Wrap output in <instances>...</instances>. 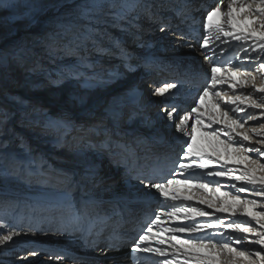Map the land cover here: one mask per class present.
<instances>
[{
	"label": "bare ground",
	"instance_id": "bare-ground-1",
	"mask_svg": "<svg viewBox=\"0 0 264 264\" xmlns=\"http://www.w3.org/2000/svg\"><path fill=\"white\" fill-rule=\"evenodd\" d=\"M30 1L34 10L22 12L23 5L20 3L24 2V0H0V83L3 86L10 84L11 79L8 71L12 65L14 66L15 64L17 66V64H20L21 67L25 69L23 73L25 74L24 79L26 80L22 82V79H17L15 85H17L19 89L13 90L10 97L11 100L16 99L20 102L25 101V98H30L22 95L24 90H42V86L50 83L48 79L51 69L54 68L61 72L63 69L65 70V68L72 66L68 65L69 62L75 61L73 66L77 64L78 56L74 54L69 57L63 54L60 56L62 61L53 63L47 62L48 58H45L46 56L44 55L45 61L41 62L40 60L42 57L39 50L46 44L44 41L46 40L45 42H47L51 34L60 32L61 29L63 30L61 27L62 25L68 26L76 22L75 17L78 12V5L86 2V0ZM158 2L163 5L166 4L165 0H159ZM216 2L217 0H177L176 5L173 8L171 7L170 14L167 15L168 12L165 10H159L161 12V17H164L167 30L165 32H156V34H151L150 36H147L145 32L141 33V31L152 29L149 26L157 17L154 11L148 13V23L141 22L138 24L137 28L122 23L123 26L127 25L131 33H134L137 37L136 42H134L135 44L130 42L119 47V50L116 47L112 48L110 50L111 52L105 51L101 53L95 51L92 58H89V63L92 64L93 67L84 69L88 70L92 76L88 77L85 75L84 80H71V82L65 86V88L69 86V89H72L70 93L74 97L83 93L100 92L96 98L97 100H95L93 104L94 106L86 112H81L80 114L73 113L74 115L70 116L68 120H65V124L62 126L58 124L59 122H53V127L51 126L52 128L50 130L45 131L48 134L47 139L50 140L52 147H56L57 152H63L66 156L65 160L69 159L72 154L79 150H81V153L78 156L77 162H70L72 168L68 169L69 172L66 169L61 171L51 169L44 172L46 178L41 177L32 179V176L35 175L44 176L43 167H37L33 172H30L28 167V173L25 175V179H17L11 175H7L4 179L0 178V183L5 181L6 185H13L12 189H9V191L2 190L3 192H12L15 195L18 194L22 196L20 200L10 198L6 203L4 202L7 199L0 197V235L6 234L9 231L20 233L19 236L14 238V242H9L5 246H0V264L101 263L102 261L92 255V252H95V255L99 256V258L103 260L106 259V264H121L115 262V258L118 259V255H120L121 252H128L130 250L129 244L132 241L131 234L133 233L136 236L141 231L145 221H147L155 211L159 210L161 206L159 194L156 193L154 189H145L137 177L142 178L151 176L155 171L159 170V166H157L158 163L164 164V168H162L164 172L167 169H172L174 166L172 162L178 159V152L183 146L182 140L186 138H180V141H178L179 147L177 146L178 150L176 151L168 145H161L155 141L147 142L137 137L118 136V134L114 133L115 129L114 132L106 136H100L103 133L100 131L108 129L106 131L109 132L113 123L114 126L118 127L119 123L123 122V120L135 118L131 119L129 124L126 125L127 131L138 132L145 136L159 135L169 136L170 138H174L171 133L175 137L179 135L168 126L166 118H163L161 108L171 104H175L179 107L180 104L178 102L183 100L185 102L184 106L187 109V106L194 102L198 92L202 91L205 86L204 73L208 69V64L201 55L199 45L202 42L203 36L206 34L203 29L205 11L214 6ZM226 2L227 0H225V3ZM148 3L150 4V2ZM184 4L189 5L187 16L178 15L177 11ZM196 7L198 9H196ZM192 11L195 13L191 14ZM196 11L204 13H198L197 15ZM139 13L140 11H138V15L136 14V16H140ZM170 19H172V23ZM175 21L179 24H173ZM154 25L155 23L151 26ZM173 27L174 29H172ZM240 43L241 42L233 41L230 38H228L227 44H221L220 41H217L216 44L219 45V47L216 48L217 58L225 62L231 60L233 63L238 65L242 64L243 67L246 68L253 67V65L242 60L244 53L238 46ZM251 43L252 41H249V44ZM189 44L194 45V47H188ZM249 44H245L244 47L248 48L249 52H251ZM39 45H41L40 48L38 47ZM100 46L103 47L102 45ZM213 47H215V45H213ZM144 49H146L144 54L139 55V52ZM221 49H223L222 55ZM36 50H38L37 53H34ZM46 50H55V53L60 52L56 47L50 48L49 45L46 47L45 51ZM121 50L127 52L129 56L126 58L123 57L121 55ZM167 51L170 53V56L166 54ZM27 52L31 53L28 60L23 58ZM56 55L58 54L56 53ZM56 57L55 59H57ZM161 57V60L158 59ZM238 57H240V59H238ZM30 58L33 60H30ZM152 58L155 59L152 60ZM36 61L38 62L37 64L35 63ZM144 65H147L148 68H153L156 74L151 71L148 72V76H143V81H145V83L142 87L144 88L134 91L137 95H140L137 101L133 97V100L136 101L135 104H133V100H124L117 104L114 100L112 102V99L116 96L115 91L110 90L113 88V85L118 81H128V84H123L120 88L123 87L126 90L131 87H137L139 81L136 79L133 81L131 80L133 77L137 79L140 78L143 72L139 73V71L144 70L142 68ZM133 67L136 69H133ZM15 68L17 69V67ZM164 69L165 72H163ZM177 74L178 79L175 81L172 78L173 75ZM85 79H87V83H85ZM163 79H167L168 82H175L179 85L177 89L172 90L175 95L166 98L152 95V86L155 85L153 86V88H155L160 85ZM43 80L44 82H42ZM86 84L89 85L87 89L85 88ZM221 88L226 89L227 86H217L216 90H221ZM50 89H53V87L45 86L43 90L50 91ZM56 90L57 93L59 91L62 95L64 87L56 88ZM229 94H232L230 90ZM150 100H153V102L147 103ZM35 101L40 102L38 99ZM35 101L33 103L37 104L38 102L36 103ZM105 101H107L109 105L116 104V106L110 105L108 111L111 113H107L110 116L100 115L101 109L99 107H101ZM10 104L9 102L6 106L0 102V109L3 110V108H5L10 110L9 112L12 115L10 118L11 120L25 117L26 112L21 111L19 113L15 111L16 109H30L26 106L22 107L23 105L20 104L15 108V106L12 107ZM41 105L44 107L38 108L45 109V106H47L45 103ZM31 106L33 107L32 113H37L38 108L33 105H30V107ZM96 107L98 108L94 111ZM179 108L181 110L184 109V107ZM115 109L118 110L112 113ZM92 110L94 112H91ZM139 115H145V118H154L155 120L153 119L149 123L145 121L142 122L137 120ZM2 116L3 115L0 114V120ZM116 116L119 120L113 121L112 119L116 118ZM156 116L160 117L155 118ZM33 119L36 120L35 118ZM194 119L195 114L193 115V119L190 120V124L194 122ZM101 122L104 123L102 124ZM94 123L97 125L96 127ZM255 123L257 122L249 121V126ZM92 127H94V129L90 131ZM214 127L219 126L214 125ZM201 136L203 137L202 134ZM107 137L110 143L106 141ZM221 138L223 139V137ZM29 139L30 142L33 140L32 137ZM112 141H117L119 144L115 143L116 145L113 147ZM32 144H35L34 141H32ZM132 145L135 147H132ZM138 145L139 149L136 150ZM199 145L207 147V141L205 140ZM73 148L74 150H72ZM95 149L110 162L107 161L99 164L98 160H103L102 157H100L102 155L94 152L93 150ZM115 151L120 152L118 158L113 155ZM208 151H211V149H208ZM221 151H223L222 148ZM50 153L51 151L48 149L41 152L43 160L40 157L30 156V153L20 155L24 157V162L29 161L34 164H39L40 166H47L48 164H53L48 158ZM213 159H215V157H213ZM82 160L83 163L79 164ZM85 161H91L98 165L99 173L103 170L106 163L109 162L112 165L110 168L111 171L117 174H113L114 177H109L108 180H99L98 187L100 186V192L91 194L84 192V187L86 186L85 189L88 188L87 184H81V181L86 182V180L82 179ZM221 163H223V161H221ZM214 167L219 170V165ZM229 167L235 166L229 165ZM120 173H125L126 175L124 178H121L123 181H119V176L116 177ZM182 178L183 177L179 176L178 179ZM199 182H210L213 188L217 186L218 182L221 192H234L235 189L231 188V184L233 183H237L239 186V182L231 181L227 177L215 178L203 175L199 176ZM90 184L94 185L93 183ZM173 188L181 197H193L191 200L177 201V204L183 207H196L210 213H215L208 217L197 216L194 218L197 222L210 223L216 221L217 217H220V219L224 221V224L229 223L230 219L236 220L237 222L247 219L239 215L237 217H230L229 213H217L214 208H209L207 203H200V199L211 200L213 204L219 203L223 199L220 193L210 195L203 189L195 187L189 189L182 184L173 185ZM22 189L23 191H21ZM33 189L39 190L42 194H39V192L32 193L30 190ZM104 192L110 194V196L102 200L101 195ZM150 195H156L159 203L154 204L150 202V199H147ZM240 195L249 199H262L253 197L248 193H240ZM90 196L95 200L90 217L84 221H75L72 216L71 208L68 207L67 202L70 201L72 204L79 205L82 200H86ZM118 196L132 197V199L136 201L123 202L120 198H111ZM37 197H43L41 201L52 204L54 210L51 211L52 207L45 204V213H40L37 207L33 206V204H37ZM21 200L29 204L30 207L28 209L22 208V204L19 202ZM107 217L109 218L108 221H101L103 218ZM120 217L122 218L118 220ZM162 219L169 225L180 222L168 221L167 217H162ZM183 222L191 223L192 220L189 219ZM72 229L76 230L73 231ZM154 231H159V229H155L154 227ZM205 232L214 239H219L220 233L230 234L231 236L238 235L234 230L227 229L223 226H218L213 230H205ZM180 235L182 238H186L187 236V234ZM201 235L203 236L204 233ZM112 243H119L120 247H109ZM233 246L239 247L237 245ZM247 246L254 248V250L258 248V246ZM32 251H36L38 254L36 256L29 255ZM43 252L48 254H43ZM57 255L62 256L63 259L56 261L54 257ZM78 255L91 257V259H83L78 257ZM50 257H52V259H50ZM127 258L131 260L128 262L129 264H159L160 260L163 259L149 254H142V256H138V259L134 258L133 254H127ZM182 260L183 257H181V261Z\"/></svg>",
	"mask_w": 264,
	"mask_h": 264
},
{
	"label": "snow or ice",
	"instance_id": "snow-or-ice-1",
	"mask_svg": "<svg viewBox=\"0 0 264 264\" xmlns=\"http://www.w3.org/2000/svg\"><path fill=\"white\" fill-rule=\"evenodd\" d=\"M101 7L98 0H86L78 5L76 22L68 26L62 25L63 31L51 34L50 48L70 37L65 48L59 49L65 51V54L87 50L89 46L101 53L110 51L100 46L106 35L101 24L108 23L107 20H101L98 14L97 10ZM109 7L111 11L107 15L111 17L113 24L119 26L122 23L132 24L137 18L133 13L138 15V9L150 12L152 6L142 0H112ZM188 8L189 5L184 4L177 14L187 16ZM203 29L206 34L199 47L208 64L204 73L205 86L194 100L195 106L183 111V114L175 104L161 108L168 126L179 134L174 139H186L182 141L178 159L172 162L175 171L169 169L164 172L161 169L151 176L137 177L145 189H154L159 194L161 206L132 238L130 252L161 257L163 259L159 264H264V0H227L226 3L225 0H217L214 6L205 11ZM166 30L167 25H162L160 31ZM228 38L241 42L238 46L244 53L242 60L253 67L246 68L231 60L225 62L217 58L216 48L219 45L216 42L227 44ZM249 41L252 43L249 44ZM245 44H249L251 52L244 47ZM113 46L119 50L118 42L113 41ZM188 47L194 45L189 44ZM121 55L127 57V53L122 50ZM81 67H93L88 56H78L77 64L69 68L67 75L59 73L57 82L66 78L83 79L85 74L79 70ZM87 82L85 79V83ZM224 85L227 86L226 89L216 90L217 86ZM178 87L175 82H164L153 89L152 95L161 98L173 96L175 93L172 90ZM229 90L232 94H229ZM194 114V122L190 124ZM249 121L257 123L249 126ZM197 133L203 135L207 147L197 143ZM216 165H219V170L214 167ZM176 171L182 179H176ZM12 174L18 175V169L13 167ZM203 175L227 177L239 182V186L237 183L231 184L236 194L232 191L221 192L218 182L214 188L210 182H199V176ZM82 179L93 184L102 180L98 165L85 161ZM177 184L189 189H203L210 195L220 193L223 199L219 203L213 204L211 200L205 199H200V203H207L217 213H229L230 217L239 215L247 219L240 222L230 219L227 224L220 217L210 223L197 222L195 217H208L215 213L177 204V201L193 198L181 197L173 188ZM240 193L262 199H249L242 197ZM94 203V198L90 196L79 205L70 201L67 205L71 208L73 219L80 222L90 217ZM162 217H167L168 221L180 222L169 225ZM189 219L192 220L191 223L183 222ZM218 226L232 229L238 235L220 233V238L214 239L205 232ZM154 227L159 231H154ZM180 234L187 236L182 238ZM19 235L15 231L0 235V246L14 242V238ZM247 245L258 248L254 250ZM109 247L119 248L120 244L112 243ZM37 254L36 251L29 253L31 256ZM54 258L56 261L63 259L60 255ZM134 258L138 259L137 256Z\"/></svg>",
	"mask_w": 264,
	"mask_h": 264
},
{
	"label": "rangeland",
	"instance_id": "rangeland-1",
	"mask_svg": "<svg viewBox=\"0 0 264 264\" xmlns=\"http://www.w3.org/2000/svg\"><path fill=\"white\" fill-rule=\"evenodd\" d=\"M158 1L159 0H142V2L146 3V4H149L148 2H150L149 5L152 6L150 11H154L155 15L157 16L155 18V20L153 22H151V25L154 23H155V25L149 26L152 29L141 31V33L145 32L147 36H150L151 34H156V32L160 31L161 26L166 24V22L164 21V17L163 16L161 17V12L159 10L167 11L168 12L167 15H168V14H170L171 7L173 8L177 2V0H165L166 4L163 5V4L159 3ZM98 2L102 5V7L97 10L101 20H107L108 21L107 24H101V27L106 30V35L104 36L100 45H102L104 47V49L111 50L112 48H115L113 46V41L118 42L119 47H122L123 45H126L130 42L131 43L136 42L137 37L135 36L134 33H131V31L129 30L127 25L123 26L122 24H120L119 26H116L115 24L112 23L111 17L107 15L111 11L109 5L112 3V0H98ZM117 2H120V0H117ZM20 4L23 5V11L22 12H28L30 10H34L30 0H24V2H21ZM196 9H198V8L196 7ZM137 11H140V13H139L140 16H137L136 20L132 24L129 25V26L135 27V28H137L138 24L141 22L148 23L147 20L149 18L148 17L149 12H143L139 9ZM200 11H196V14L198 15V13H204V12H200ZM202 11H203V9H202ZM194 13L195 12L192 11L191 14H194ZM136 14L137 13H133V15H136ZM170 20L172 23V19H170ZM173 24H179V23H177L175 21V22H173ZM172 29H174V27ZM61 31H63V30L61 29ZM152 31H153V33H152ZM49 39H50V37H49ZM49 39L47 42H45L46 40L44 41V43H46V44H44V46L42 48H40L41 45L38 46L40 48L39 51L41 52V57H42V59L40 61L41 62L45 61L44 55L46 56L45 58H48L47 62L53 63V62L62 61V58L60 56L65 54V51L60 50L61 53L56 52L58 55H56L55 50H49V51L46 50L45 51L46 47H48V45H50ZM68 39H70V37ZM68 39L61 40V41L53 44L52 47H56L57 49H64L65 46L68 44ZM146 49H149V48H146ZM146 49L140 51L139 55L144 54V51ZM37 51L38 50H36V52H34V53H37ZM95 51L96 50L94 48L89 46V48L87 50L81 49L78 52H75V51L69 52L68 54H65V55L67 57H69L70 55H73V54L76 56L86 55V56H88V58H92V55L95 53ZM106 52H111V51H106ZM123 52H125V51H123ZM125 53H127V52H125ZM182 53H184V52H182ZM166 54L168 56H170V53H168V51ZM30 56H31V53L27 52L25 54V56H23V58H26V60H28L29 59L28 57H30ZM127 56H129L128 53H127ZM55 57L57 59H55ZM153 59H155V58H152V60ZM158 59L161 60L162 57L158 58ZM30 60H33V59L30 58ZM74 62L75 61L69 62L68 65L73 66ZM35 63L37 64L38 62L36 61ZM101 63H103V62H101ZM180 66H182V65H180ZM15 67H17L18 71ZM69 68L70 67L65 68V70L63 69V71H61V72L65 73V75H67ZM142 68L144 70L139 71V73L143 72L140 75V78L137 79L136 77H133V79L131 80V81H133L136 79L137 81H139L137 87H131V88L126 89V90L123 87L120 88L121 86H123V84H128V81H126V82L123 81L124 83L121 81H118L113 85V88H111L110 90L115 91L116 96L112 99V102L114 100V102L117 104V103H120L124 100H133V97L136 99V101L138 100L140 95H137L134 92L133 88L135 90H139L141 88H144V87H142V85L145 83V81H143V76L144 75L148 76L149 75L148 72H151V71L155 72L153 68H148L147 65H144ZM133 69H136V68L133 67ZM24 70L25 69L22 68L20 64H17V66L15 64H14V66L12 65L10 67V70L8 71L10 79H11L10 84L3 86L0 83V102H1V104H5L7 106V103L10 102L11 103L10 105L12 107L15 106V108H16V106H19V104L23 105L22 107L26 106V107L30 108L29 110L23 109V108L16 109L15 111L19 112V113L21 111L26 112L25 117L17 118L16 120L10 119L12 116L11 113L9 112L10 110L5 109V108H3V110L0 109V114L3 115L1 120H0V178L1 179H4L7 175H11L12 177H15L17 179L18 178L19 179H25V177H26L25 175H27L28 170L30 172H33L37 167H43V174L45 171H48L51 169L61 171V170H65V168H63L61 165L66 166V164L70 165V162H72V161H74L73 163L77 162L79 155H76L77 158H74V155L72 154L69 157V159L65 160L66 156L63 154V152H57L56 147H52L50 140L47 139L48 134L45 131L50 130L53 127L52 126L53 122H59L58 124H60L62 126L65 124V120H68V118L70 116H73L74 114H80L81 112H86L88 109H90L92 106H94L93 104H94L95 100H97L96 99L97 96L100 94L99 91H96L95 93H87V94L82 92L83 94H78L76 97H74L70 93L72 89H69L70 88L69 86L65 88V86H67L68 83L71 82V80L73 81V80H77V79L66 78L62 82H57L59 80V73H61V72H59L57 69L53 68L51 70L49 69L50 70V76H49L48 80L50 81V83L45 85L46 87H53V89H50V91H44L43 89L45 86H42L43 89L38 90V91H34L32 89H29V91L24 90L22 92V95L24 97H30V98H25L26 100L23 101L24 103L22 101L21 102L17 101L16 99L11 100L10 97H11V93H13V90L19 89L18 86L15 85V82L17 81V79H19V78L22 79V82L26 80V79H24V76H25V74L23 73ZM79 70L83 71L84 68L81 67ZM83 72L88 77L92 76L88 70H84ZM163 72H165V69L163 70ZM155 74H156V72H155ZM84 78L80 79V80H84ZM167 79H163L161 82L162 83L168 82ZM172 79H174L176 81L178 79V74L173 75ZM137 81H135V82H137ZM42 82H44V80ZM159 84H160V82H159ZM88 86L89 85L86 84L85 88L87 89ZM153 86H155V85H153ZM60 87H62V88L64 87L62 95L59 93V91L57 93V90H56V88H60ZM40 92H42V93H40ZM198 94H199V92H198ZM198 94L196 95L195 99L198 98ZM91 96L92 97L94 96L93 99ZM36 99H38L42 103H45L47 105V106H45L46 108L45 109L38 108V107H44V106L41 105L42 103L35 101ZM34 101L36 103L37 102L38 103L35 104V103H33ZM133 101H134L133 104H135L136 101L135 100H133ZM152 102H153V100H150L147 103H152ZM178 103L180 104L179 107H184V109H182V111H181V114L183 111L190 110L191 107L195 106L194 102H193L192 104L188 105L187 109H186L184 106L185 102L183 100H181ZM116 104H110V105L116 106ZM30 105H33L36 108H38L37 109L38 112L32 113L33 107L32 106L30 107ZM110 105L108 104L107 101H105L101 105V107H99L101 109L100 115L110 116V115H108L109 113H111L108 111L110 108ZM97 108L98 107H96L94 109V111L97 110ZM39 109H40V111H39ZM6 110H8V111H6ZM117 110L118 109L113 110L112 113L117 111ZM94 111L92 110L91 112H94ZM144 116L139 115L137 120H140L142 122L145 121V122L149 123L151 120L154 119V118H145ZM111 117H114V116H111ZM159 117L160 116H156L155 118H159ZM33 118H35L36 120H34ZM131 119H135V118L125 119V120H123V122H120L119 123L120 125H118V127L116 126L115 132H114V123H113V125H111V129H109L110 130L109 132L106 131L108 129L105 130L106 132L100 131V130H98V128H96V129L100 132H103L102 135H100V136H106L109 133L114 132L115 134H118V136L137 137V138H139L143 141H147V142L155 141V142L160 143L161 145H168L171 148L175 149L176 151L178 150L177 146L179 147L178 141H180V140L170 138L169 136H159V135L145 136V135L138 133V132L127 131L126 125L129 124V121H131ZM112 120L117 121V120H119V118H117V116H116V118H113ZM95 123H94V126L96 127L97 125H95ZM92 128L94 129V127H92ZM91 131H93V130H91ZM171 135L173 137H175L172 133H171ZM30 137L33 138L32 141H34L35 144H32V141L30 142V139H29ZM161 137H163V139H161ZM106 141L109 142L108 137L106 138ZM204 141H205L204 137H202L200 133H197V143L201 144ZM115 143L119 144V142H117V141H112L113 147L116 145ZM154 145H157V144H154ZM132 147H135V146L132 145ZM180 148H181V146H180ZM47 149L51 151L48 158L50 159L51 163H53L52 165L47 163L48 164L47 166H40L39 164H34L33 162H29V161L24 162L23 161L24 157L23 156L21 157V155H26L27 153L28 154L30 153L31 154L30 156L40 157L43 160V157H42L43 155L41 154V152H43ZM138 149H139V145L137 146L136 150H138ZM72 150H74V148ZM181 150H182V148H181ZM181 150L178 152V154L181 153ZM93 151L98 153L99 155H102L96 149ZM78 152L80 154L81 150L75 152L74 154H77ZM119 154H120L119 151H115V153L113 155L116 156V158H118ZM100 157H102L103 160H98L99 164H102V163L109 161L107 158L103 157V155ZM109 162L106 163L103 170L99 173V176L102 178V180H108L109 177H112V178L114 177L113 174H117L116 172L111 171L110 168L112 167V165ZM81 163H83V160L79 164H81ZM48 166H50V167H48ZM13 167L18 169V172H19L18 175L12 174ZM27 168H28V170H27ZM158 168H159V170L164 168V164L162 163L161 167H158ZM172 169L175 171L174 166L172 167ZM66 170L68 171V169H66ZM168 170L169 169L165 170V172H167ZM178 173L179 172L176 171V178L177 179L180 176V174H178ZM125 176H126L125 173L124 174L120 173L116 177H118L120 179L119 181H123V179L121 180V178H124ZM41 177L46 178V176L44 174V176H40V175L32 176V179L33 178H41ZM90 183L91 182H88V181H86V182L81 181L82 185L87 184V187H88L87 189H85L86 186L84 187V190H83L84 192H88L89 194H91V193H97V192L101 191V190H99L100 186L98 187L99 183H96L94 185H91ZM12 187H13V185H6L5 181L3 183H0V197L7 199L4 203L8 202V200L10 198L11 199L15 198L18 200H20L22 198V196H20L18 194L15 195L12 192L7 193V192L2 191V190L9 191V189H12ZM36 189L30 190V191L32 193H38L39 190H36ZM21 191H23V189ZM39 194H42V192H39ZM233 194H236L235 191L233 192ZM107 196H110V194H107L104 192L101 195V199L104 200ZM111 198H120V200H123V202H127V201L134 202V201H136L135 199H132V197H126V196H118V197H111ZM42 199H43V197L42 198L37 197L36 198L37 204H33V206H36L37 210L40 213H45L44 207L46 206L45 204H47V205H49V207H52L51 211H53L54 206L52 204H48V203H45L44 201H41ZM147 199H150V202H153L154 204L159 203L156 195H150ZM19 202H20V204H22L21 207L24 209H28L30 207L29 204L24 203V201H22V200ZM121 218L122 217H120L118 220H120ZM108 220H109V218L107 217V218H103L101 221H108ZM131 237L132 238L135 237V234L132 233ZM43 254H48V253L43 252ZM127 254L131 255L130 250L128 252L127 251L121 252V254L118 255V257H119L118 259H116L115 258L116 256H115L114 257L115 262L121 263V264H123V263L126 264V263L130 262L131 260L127 258ZM92 255H94L96 258H98L102 261L99 264H106L107 263L106 259L103 260V259L99 258V256L95 255V252H92ZM135 256H137V257L142 256V254H137ZM78 257L83 258V259H91V257H85V256L83 257L82 255H78ZM143 257H144V255H143ZM84 263H86V262H82V264H84Z\"/></svg>",
	"mask_w": 264,
	"mask_h": 264
}]
</instances>
